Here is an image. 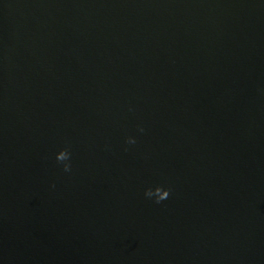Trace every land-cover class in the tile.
Returning a JSON list of instances; mask_svg holds the SVG:
<instances>
[{"label": "water", "instance_id": "1", "mask_svg": "<svg viewBox=\"0 0 264 264\" xmlns=\"http://www.w3.org/2000/svg\"><path fill=\"white\" fill-rule=\"evenodd\" d=\"M0 264H264V0H0Z\"/></svg>", "mask_w": 264, "mask_h": 264}]
</instances>
